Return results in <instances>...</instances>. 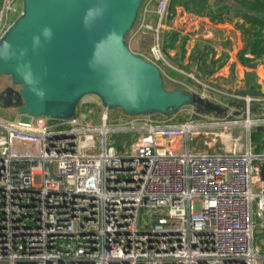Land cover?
<instances>
[{
  "label": "built area",
  "instance_id": "built-area-1",
  "mask_svg": "<svg viewBox=\"0 0 264 264\" xmlns=\"http://www.w3.org/2000/svg\"><path fill=\"white\" fill-rule=\"evenodd\" d=\"M20 1L0 0V41ZM145 1L156 15L154 25L147 22V4L136 21L154 38L153 60L145 59L163 77L171 69L200 83L196 95L224 113L192 107L188 120L172 124L158 113L79 103L70 120L0 118V264L264 259L254 245L256 228L264 231V138L251 140L258 129L264 133V96L226 94L172 65L160 44L164 23L176 17L172 0ZM201 134L209 147L219 142L220 152L192 154L188 141ZM117 136L128 137L129 155L126 140L115 147Z\"/></svg>",
  "mask_w": 264,
  "mask_h": 264
},
{
  "label": "water",
  "instance_id": "water-1",
  "mask_svg": "<svg viewBox=\"0 0 264 264\" xmlns=\"http://www.w3.org/2000/svg\"><path fill=\"white\" fill-rule=\"evenodd\" d=\"M21 1L19 18L0 41V76L20 87L12 105L19 104L21 119L70 120L89 95L127 115H169L187 104L224 113L194 93L166 90L157 65L129 48L125 37L144 0Z\"/></svg>",
  "mask_w": 264,
  "mask_h": 264
},
{
  "label": "crops",
  "instance_id": "crops-1",
  "mask_svg": "<svg viewBox=\"0 0 264 264\" xmlns=\"http://www.w3.org/2000/svg\"><path fill=\"white\" fill-rule=\"evenodd\" d=\"M213 1L209 0L210 3ZM147 4L148 2L145 1L142 6ZM171 9L176 13V17L164 23L160 44L163 53L172 65L193 73L200 81L213 84L220 90L234 91L239 88V93L253 96H257L255 91L258 90L260 93L258 95L264 96V56L254 58L249 52L244 57L241 56L244 42L240 31L235 26L238 19L213 24L208 18L187 13L180 6H175L174 9L171 7ZM148 10L150 12L146 15V20L154 25L156 20L154 3L148 4ZM142 32L152 35L149 31ZM173 32L176 33V41L173 47L169 48L166 46L167 37ZM200 39L202 40L200 43L207 45L210 51L204 63L193 58L194 49ZM220 41L224 42V45L218 43ZM173 57L176 60L173 61ZM221 59L223 64L220 66L219 63H211V60L214 62ZM248 62H255V68L248 67ZM251 86L254 87L253 94L249 93ZM241 87L244 92L240 89Z\"/></svg>",
  "mask_w": 264,
  "mask_h": 264
},
{
  "label": "rangeland",
  "instance_id": "rangeland-1",
  "mask_svg": "<svg viewBox=\"0 0 264 264\" xmlns=\"http://www.w3.org/2000/svg\"><path fill=\"white\" fill-rule=\"evenodd\" d=\"M144 3V2H143ZM141 8L139 9V18L141 15ZM23 10L22 1L18 3V13L15 14L12 18V21L15 22L19 16L21 11ZM139 21V19H138ZM138 24L136 23L132 30L126 35L125 41L129 48L134 52L139 54L142 57H145L149 60H153V56L150 52V48L154 44V38L152 35H149L148 32H138ZM202 41L201 39L198 40L197 43H200ZM222 45H224V42L220 41L218 42ZM198 44V45H199ZM172 60H176L175 57L172 58ZM159 64L160 62H156ZM184 70V69H183ZM185 71V70H184ZM220 82V80H217ZM163 85L166 90H182L184 93H194L201 92L202 85L198 83L197 81L177 72L171 69H166V75L163 77ZM229 85H231L229 83ZM214 88V87H213ZM239 89V88H238ZM230 90L227 91L226 94H229L228 92L235 93L239 90ZM242 91L244 90L242 87L240 88ZM15 92H20L19 86H12L10 83V78L8 76H0V118L6 121L15 122L21 119V116L18 114V106L19 104L12 105V103H19L17 102L13 97L15 95ZM244 92V91H243ZM239 93V92H238ZM217 97L225 101L234 102L230 97L222 96L220 94L215 93ZM224 98V99H223ZM80 103H93V104H100V101L97 97L89 95L84 97ZM193 106L187 104L183 107H181L176 112L169 114V115H163L160 114L163 118H171L172 124H180L188 118H190V110ZM119 111V109H113L112 112ZM208 114V113H206ZM212 114V113H209ZM195 117V116H194ZM193 117V118H194ZM234 135L238 134V131H235L233 133ZM128 138V137H127ZM126 137L117 136L113 137L111 140L116 141L115 147H120L119 143H124V141L128 140ZM208 139V137H205L204 135H198L192 137L188 141V147L190 149V152L192 154H213L220 152V144L219 142L215 143L212 147H209L205 144V141ZM126 151H124L123 155H129L130 154V142L127 141L125 143ZM256 240L254 245L257 246L260 255L264 257V231H259L258 228H256ZM260 264H264V259H261L259 261Z\"/></svg>",
  "mask_w": 264,
  "mask_h": 264
},
{
  "label": "trees",
  "instance_id": "trees-1",
  "mask_svg": "<svg viewBox=\"0 0 264 264\" xmlns=\"http://www.w3.org/2000/svg\"><path fill=\"white\" fill-rule=\"evenodd\" d=\"M233 3V4H232ZM180 6L185 12L208 18L213 23H223L226 20L238 19L235 26L240 31L244 48L241 56L249 52L254 58L264 56V0H172L171 7ZM176 33H170L167 37V47H173L176 41ZM184 41L182 42V47ZM209 48L205 44H199L195 47L193 58L202 61L210 55ZM183 51V49H182ZM212 64H223L222 59L219 61L211 60ZM255 94H260L258 90ZM264 138L262 131H256L251 134L253 143L259 145Z\"/></svg>",
  "mask_w": 264,
  "mask_h": 264
}]
</instances>
